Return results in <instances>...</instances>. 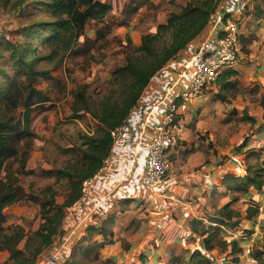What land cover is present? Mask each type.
<instances>
[{"label": "rangeland", "instance_id": "rangeland-1", "mask_svg": "<svg viewBox=\"0 0 264 264\" xmlns=\"http://www.w3.org/2000/svg\"><path fill=\"white\" fill-rule=\"evenodd\" d=\"M195 1L201 0H117L103 22H90L87 26L86 37L78 48L90 53L70 55L61 68L52 72L53 80L40 81L37 87L48 91L51 102L35 108L32 114L31 126L38 137L26 170L35 175L20 177L21 199L4 211L7 229L16 225L25 229L22 249L27 242L31 248L36 246L34 234L43 224L40 206L31 197H38L47 187L55 185V174L49 176L48 172L55 173L75 161L84 137L99 128L86 114H81L80 119L73 118L72 91L89 84V93L101 96L111 74L124 63L130 50L125 45L127 36L132 38V48L139 47L142 36L155 34L171 13ZM240 6L242 12H232L230 18L238 22L242 38L234 67L237 75L231 79L239 85L228 92L215 84L209 94L182 111L173 131V152L178 156L169 174L168 192L136 195L124 201L128 204L119 205L121 212L108 215L104 221L93 219L91 225H98L100 231L107 226L112 235L94 234L89 239L86 229L77 243L64 242L60 247L63 252L57 253L61 257L69 254V258L64 262L60 257L63 263L55 264H152V261L163 264L164 260L170 263L173 256H185L187 248L195 251L201 242L189 240L188 223L198 218L209 225L210 218L228 204L243 216L258 207L260 212L250 220L242 219L237 227L223 228L224 240L229 243L238 236L243 252L232 255L230 247L227 252L219 248L208 257L214 264H235L236 258L240 264H256L250 256L264 242V188L261 191L252 188L246 195L229 192L224 184L226 175L247 176L248 170L264 159V153L260 157L252 155L264 148V12L257 18L260 14L257 7L264 11V0H241ZM36 11L35 5L20 10L0 8V32L13 42H25L21 30L37 20ZM220 94L227 101L218 99ZM244 143L246 146L241 148ZM55 190L57 204L62 205L69 193L67 181L56 185ZM254 228L256 238L247 233ZM99 244L103 248L97 250ZM174 244L176 247L171 250ZM70 246L73 248L67 252L66 247L71 249ZM0 264L14 263L7 252H2Z\"/></svg>", "mask_w": 264, "mask_h": 264}, {"label": "trees", "instance_id": "trees-1", "mask_svg": "<svg viewBox=\"0 0 264 264\" xmlns=\"http://www.w3.org/2000/svg\"><path fill=\"white\" fill-rule=\"evenodd\" d=\"M116 1L37 0L32 3L27 0H0L1 9L20 10L32 5L37 9V20L21 30L25 42H13L0 32V253L7 252L14 264L63 263L62 259L65 262L69 254L59 256L57 252H63L60 247L66 241L70 244L80 241L86 229L89 239L94 234L104 237L112 235L107 226L100 231L98 225H91L92 217L84 219L81 204L72 209L82 199V183L94 176L110 155L113 146L110 131L124 122L154 76L203 34L224 0L189 3L171 13L167 23L159 25L155 34L142 36L139 47L132 48L131 37L127 36L125 45L130 50L124 63L111 74L106 91L101 96L89 93V84L77 86L72 91L73 118L80 119L81 114L89 115L99 124V128L93 135L84 137L83 146L79 149L81 156L55 173L48 172L49 176L55 174V185L47 187L38 197H31L40 206L43 224L34 234L36 246L31 248L27 242L22 249L20 246L26 239L25 229L21 225L7 229L4 211L21 199L18 196L20 177L35 175L26 170L34 141L38 137L31 126L32 114L35 108L51 102L48 91L37 86L43 79L53 80L52 72L61 68L70 55L90 53L79 49L78 44L86 37L89 23L103 22ZM257 11L260 13L257 18L260 19L264 11L260 7H257ZM240 40L242 42L241 37ZM236 75L234 70H228L220 75L216 83L223 91L229 92L239 85L236 80L231 81ZM218 99L227 101L226 96L221 94ZM181 117H176V124ZM245 146L246 143L241 148ZM262 153L264 148L252 155L260 157ZM253 168L255 166L248 170L247 176L226 175L224 184L228 191L246 195L252 188L261 191L264 188V161L259 162L254 171ZM121 178V172L112 179L106 178L100 188L111 190ZM63 181H67L69 193L64 203L59 205L55 186ZM124 201H120L116 210L105 218L118 210L121 212L119 205ZM259 212L258 207L243 216L228 204L210 218L209 225L202 219H192L187 227L188 237L201 240L199 247L193 252L189 250L185 256H173L169 264H214L208 254L219 248L227 252L230 247L232 255L240 254L243 248L239 241L234 239L228 243L224 240L223 228L237 227L242 219L250 220ZM70 248L66 247V251L71 252L73 246ZM101 248L103 244H99L97 250ZM250 257L256 264H264V242L253 250ZM234 263H239V258Z\"/></svg>", "mask_w": 264, "mask_h": 264}, {"label": "built area", "instance_id": "built-area-1", "mask_svg": "<svg viewBox=\"0 0 264 264\" xmlns=\"http://www.w3.org/2000/svg\"><path fill=\"white\" fill-rule=\"evenodd\" d=\"M240 1L224 0L203 34L154 76L124 122L110 131L111 153L98 172L83 181L82 199L72 208L81 204L84 219L100 221L120 201L136 195L168 192L176 117L209 94L220 75L238 62L240 27L230 18L232 12H242ZM119 172L122 178L111 190L100 188Z\"/></svg>", "mask_w": 264, "mask_h": 264}, {"label": "crops", "instance_id": "crops-1", "mask_svg": "<svg viewBox=\"0 0 264 264\" xmlns=\"http://www.w3.org/2000/svg\"><path fill=\"white\" fill-rule=\"evenodd\" d=\"M131 40H132V38H131ZM88 116H89V115H88ZM177 156H178V155H177V152H173L172 160H173V161H176V157H177ZM261 161H264V159L262 158ZM256 166H257V165H256ZM252 199H253V198H252ZM262 215H264V214H262ZM203 221H204V222H207L206 220H203ZM263 221H264V220H263ZM257 227H258V226H257ZM186 231H187V229H186ZM256 232H257V230H256V228H254V230H252V232H249V231H248L247 233H248V234H251V236L254 235L253 237L256 238V236L258 235V234L255 235ZM187 235L189 236V232H188V231H187ZM251 236H250V237H251ZM239 237L241 238L242 236H239ZM235 239L238 240V236H235ZM189 240H193V239L190 238ZM177 241H178V240H177ZM238 241H241V240H238ZM244 241H245V240H244ZM244 243H245V242H244ZM245 245H246V243H245ZM175 247H176V244H174L173 246H171V250L174 249ZM178 247H179V246H178ZM198 247H199V246H198ZM198 247H197V248H198ZM189 250H190L191 252L194 251L193 248H187L186 251H189ZM248 252H249V251H248ZM172 254H173V253H172ZM172 254H171V255H172ZM170 257H171V256H170ZM152 262H153L152 264H155L154 261H152ZM163 262H164L163 264H167V263H168V261H165V260H164ZM168 264H169V263H168ZM238 264H240V262H239Z\"/></svg>", "mask_w": 264, "mask_h": 264}]
</instances>
